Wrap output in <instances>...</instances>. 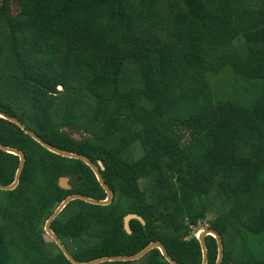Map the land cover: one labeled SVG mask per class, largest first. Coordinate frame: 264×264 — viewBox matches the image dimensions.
<instances>
[{
  "label": "trees",
  "instance_id": "trees-1",
  "mask_svg": "<svg viewBox=\"0 0 264 264\" xmlns=\"http://www.w3.org/2000/svg\"><path fill=\"white\" fill-rule=\"evenodd\" d=\"M0 111L102 164L111 205L72 202L51 226L75 261L158 242L177 264H201L203 223L221 264H264V0H0ZM0 142L26 157L19 187L0 191V264H70L45 223L69 196L104 191L2 118ZM19 165L0 151V185ZM128 215L145 226L127 235ZM110 264L168 263L152 251Z\"/></svg>",
  "mask_w": 264,
  "mask_h": 264
},
{
  "label": "water",
  "instance_id": "water-1",
  "mask_svg": "<svg viewBox=\"0 0 264 264\" xmlns=\"http://www.w3.org/2000/svg\"><path fill=\"white\" fill-rule=\"evenodd\" d=\"M0 118L5 119L13 124H16L28 137H30L32 140H34L38 145H40L41 148H43L45 151L48 153L55 155L57 157H60L62 159H67L71 161H78L84 164L94 175L97 183L101 187V189L104 191L106 198L103 201H97V200H92L90 198L81 196V195H72L66 198L54 211V213L51 215V217L46 221L45 226H44V233L47 239L54 243L57 248L60 250L64 258L70 263V264H82L77 261H75L70 254L67 252V250L64 248L63 244L61 241L57 238V236L52 232L51 226L54 220L61 214V212L72 202L75 201H80L83 202L87 205L94 206V207H108L111 205L112 200H113V195L112 192L109 190V188L105 185L102 176H101V171H103V166L100 162H98L96 165L90 162L88 159L72 154V153H67L60 151L46 143H44L40 137L35 135L33 132L28 130L24 124L17 118L12 117L10 115H7L6 113L0 111ZM0 151L3 153L18 157L20 159V165L15 177V181L11 186H2L0 185V191L1 192H12L15 191L21 182V177L26 165V157L25 155L16 149H12L9 147H6L2 145L0 142ZM69 180L67 178H61L58 181V186L61 190L64 191H69L71 188L68 185ZM132 221H137L139 222L142 226H145V222L138 216L136 215H128L124 218L123 220V228L124 231L126 232L127 235H131V230H130V223ZM212 238L216 242L217 246V260L215 264H221L223 260V247H222V242L218 234H216L212 230L208 229H202L200 230L196 235L195 238L199 243L200 250H201V255H202V263L201 264H208V255H207V248L205 244V239L206 238ZM152 251H158L161 255V257L168 263V264H177L174 262L169 255L166 252V249L164 246L158 242H153L149 246H147L144 250H142L140 253H138L135 256L131 257H114V258H103L99 260H95L89 263H84V264H110V263H134L138 262L141 259H143L145 256H147L150 252Z\"/></svg>",
  "mask_w": 264,
  "mask_h": 264
},
{
  "label": "rangeland",
  "instance_id": "rangeland-1",
  "mask_svg": "<svg viewBox=\"0 0 264 264\" xmlns=\"http://www.w3.org/2000/svg\"><path fill=\"white\" fill-rule=\"evenodd\" d=\"M57 89L60 90L61 88L58 87ZM66 131H70V132H72L71 135L73 136V138H74L75 140H79L80 137L76 134L75 131L70 130V129H66ZM206 228H207V226L203 225V223L198 224V227H196V228L193 229L194 236H195L200 230H202V229L205 230Z\"/></svg>",
  "mask_w": 264,
  "mask_h": 264
},
{
  "label": "clouds",
  "instance_id": "clouds-1",
  "mask_svg": "<svg viewBox=\"0 0 264 264\" xmlns=\"http://www.w3.org/2000/svg\"><path fill=\"white\" fill-rule=\"evenodd\" d=\"M69 185V184H68ZM71 188V187H70Z\"/></svg>",
  "mask_w": 264,
  "mask_h": 264
}]
</instances>
